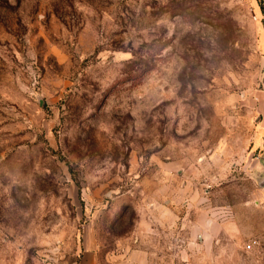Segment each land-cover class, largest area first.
<instances>
[{"label": "rangeland", "instance_id": "1", "mask_svg": "<svg viewBox=\"0 0 264 264\" xmlns=\"http://www.w3.org/2000/svg\"><path fill=\"white\" fill-rule=\"evenodd\" d=\"M262 3L0 0V264H264Z\"/></svg>", "mask_w": 264, "mask_h": 264}, {"label": "crops", "instance_id": "2", "mask_svg": "<svg viewBox=\"0 0 264 264\" xmlns=\"http://www.w3.org/2000/svg\"><path fill=\"white\" fill-rule=\"evenodd\" d=\"M261 38L264 40V30ZM176 213L170 208L162 207L154 210L142 211L139 228L136 229L133 236L120 243L106 258L108 264H187L179 258H165L160 255H154L149 241V234L160 232L167 225L175 223ZM166 223H169L166 225ZM171 223V224H170ZM163 232V231H162ZM165 232V231H164ZM99 243L92 232H87L84 239L83 255L79 263L76 264H98Z\"/></svg>", "mask_w": 264, "mask_h": 264}, {"label": "trees", "instance_id": "3", "mask_svg": "<svg viewBox=\"0 0 264 264\" xmlns=\"http://www.w3.org/2000/svg\"><path fill=\"white\" fill-rule=\"evenodd\" d=\"M261 9H262V12H263V14H264V4L262 3V7H261Z\"/></svg>", "mask_w": 264, "mask_h": 264}]
</instances>
